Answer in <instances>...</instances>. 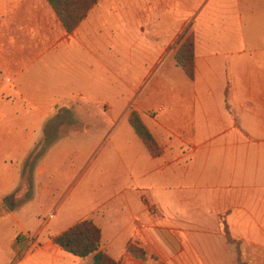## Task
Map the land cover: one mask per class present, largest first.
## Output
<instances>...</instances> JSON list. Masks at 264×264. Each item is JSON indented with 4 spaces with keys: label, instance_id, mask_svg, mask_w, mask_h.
<instances>
[{
    "label": "crops",
    "instance_id": "crops-1",
    "mask_svg": "<svg viewBox=\"0 0 264 264\" xmlns=\"http://www.w3.org/2000/svg\"><path fill=\"white\" fill-rule=\"evenodd\" d=\"M190 36L193 79L175 59ZM29 160L39 167L23 186L15 165ZM60 189L49 215L73 223L54 233L32 204ZM84 221L118 264H237L225 223L264 246V0H100L71 33L49 0H0V264L29 254L32 232L40 248L18 264L64 261L52 239ZM195 230L221 252L203 253Z\"/></svg>",
    "mask_w": 264,
    "mask_h": 264
},
{
    "label": "trees",
    "instance_id": "trees-1",
    "mask_svg": "<svg viewBox=\"0 0 264 264\" xmlns=\"http://www.w3.org/2000/svg\"><path fill=\"white\" fill-rule=\"evenodd\" d=\"M99 2L100 0H49L69 33L73 32L88 17ZM175 59L188 77L193 79L195 74V40L193 36H190L181 45ZM130 125L150 153L154 157H158L160 148L138 114L131 115ZM52 241L62 252L77 259L92 258V264H118L101 251L102 231L93 221L81 222L60 236L54 237ZM128 253L140 260H145L144 253L135 246H130Z\"/></svg>",
    "mask_w": 264,
    "mask_h": 264
},
{
    "label": "rangeland",
    "instance_id": "rangeland-1",
    "mask_svg": "<svg viewBox=\"0 0 264 264\" xmlns=\"http://www.w3.org/2000/svg\"><path fill=\"white\" fill-rule=\"evenodd\" d=\"M48 135H49V139L52 140L58 136L65 135V132H57V133L52 132ZM81 135L82 134H79V136H81ZM42 144H44V143H42ZM36 164L37 163H34L33 160H29L27 165L24 168L21 164H19V166L15 165L20 170L24 169L23 170L24 171V174H23V176H24L23 184L24 185L23 186H27L30 183V179H31L30 176H33V173L36 171L37 167H39V166H36ZM23 171H22V173H23ZM45 176H55V174L52 175L50 173H47V175H45ZM56 189H54L52 191H55ZM61 192H62V189H60L59 191L56 192L57 196H54V200L52 202L47 201L46 203L38 205V203H37L38 200L34 201V203L32 204L33 205L32 209L37 205L35 207V212H37V213L39 212V214H40L38 219H40L41 221L47 219L49 213L51 211H53V209H54V207H52V205L55 204V202L58 200V197H59V195H61ZM81 194H83V195H81V196L77 195V199H76L79 205L83 204V203L87 204L88 201H89V204L92 203V201H93L92 196H88V194H86V192H81ZM64 196H65V194H64ZM64 196H63V198H64ZM63 204H65V202ZM63 207L65 208L66 206H63ZM151 208H153V210H155V208L153 206H151ZM28 214L32 216V213L29 212ZM51 214H54V212ZM66 217H67V213L65 212V209L57 211L56 212V219L52 220L51 223L49 224V226L47 225L48 227L45 226V227H47L46 231L52 230L54 233H58L60 230H64L67 227H69L73 222L72 221H66L65 220ZM29 218H30V216H29ZM191 231H193V230H190V232ZM195 231L197 232V234H191L192 239L194 241L198 242V239L199 240H205L204 243H202L203 245L200 248L203 253L221 252L217 245L207 244L209 242V239L212 237L211 234L205 232V230H195ZM255 231H260V230H255ZM219 232H220L222 239H223V242L221 245L223 247L222 251L223 252L226 251L224 249V247H226L228 249L227 252H231L234 255V258H236L237 264H263L264 263V261H263V259H264V251H263L264 246H260V245L246 246V245L242 244V242L238 238H236L232 235L231 230L226 227V223L223 224L222 228L219 229L218 233ZM31 234L34 235L33 232ZM25 237L26 236H24L22 238H25ZM38 241H39V239H38ZM133 246H135V245H133ZM194 246L195 245H192V248H194ZM135 247L140 249L144 253L145 260H142L143 262H145V263H148V262L157 263L158 262V259L155 258L150 253H148L144 248H141V247L139 248L137 246H135ZM38 248H40V244H37L36 248H33L29 254L35 252L36 249H38ZM161 249L163 250V248H161ZM196 249H197V247H196ZM197 251H198V249H197ZM29 254H21L19 256L18 255L15 256L14 264H18L19 260L23 261L25 259V257H27ZM247 254H250L253 257L254 261H251V262L247 261ZM92 263H93L92 258H88L86 260H80V259H77V258L69 255V254H66L64 257V261L57 262L56 264H92ZM225 263L227 264L228 262L225 261ZM23 264H39V263H37V261L35 259H30L27 262H23ZM40 264H49V262H44V263L42 262Z\"/></svg>",
    "mask_w": 264,
    "mask_h": 264
},
{
    "label": "built area",
    "instance_id": "built-area-1",
    "mask_svg": "<svg viewBox=\"0 0 264 264\" xmlns=\"http://www.w3.org/2000/svg\"><path fill=\"white\" fill-rule=\"evenodd\" d=\"M54 219V214H50L46 220L43 221V225L44 226H47L48 223L50 221H52ZM40 237V234L39 233H35L34 235H27V237L25 238H21L23 244H24V248H25V252H28L30 250H32L33 248H36L37 246V241Z\"/></svg>",
    "mask_w": 264,
    "mask_h": 264
}]
</instances>
